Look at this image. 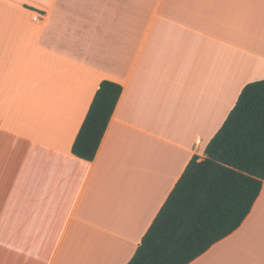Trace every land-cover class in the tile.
<instances>
[{"label":"crops","instance_id":"obj_1","mask_svg":"<svg viewBox=\"0 0 264 264\" xmlns=\"http://www.w3.org/2000/svg\"><path fill=\"white\" fill-rule=\"evenodd\" d=\"M261 79L264 0H0V264H126ZM103 80L123 90L87 161L72 145ZM190 264H264V185Z\"/></svg>","mask_w":264,"mask_h":264},{"label":"trees","instance_id":"obj_2","mask_svg":"<svg viewBox=\"0 0 264 264\" xmlns=\"http://www.w3.org/2000/svg\"><path fill=\"white\" fill-rule=\"evenodd\" d=\"M103 80L72 145L94 160L122 94ZM102 101V103H101ZM264 185V79L244 86L226 120L194 154L126 264H190L236 231Z\"/></svg>","mask_w":264,"mask_h":264},{"label":"built area","instance_id":"obj_3","mask_svg":"<svg viewBox=\"0 0 264 264\" xmlns=\"http://www.w3.org/2000/svg\"><path fill=\"white\" fill-rule=\"evenodd\" d=\"M38 16H39V15H38ZM38 16L35 17L36 20L38 19Z\"/></svg>","mask_w":264,"mask_h":264},{"label":"snow or ice","instance_id":"obj_4","mask_svg":"<svg viewBox=\"0 0 264 264\" xmlns=\"http://www.w3.org/2000/svg\"><path fill=\"white\" fill-rule=\"evenodd\" d=\"M101 103H102V101H101Z\"/></svg>","mask_w":264,"mask_h":264}]
</instances>
